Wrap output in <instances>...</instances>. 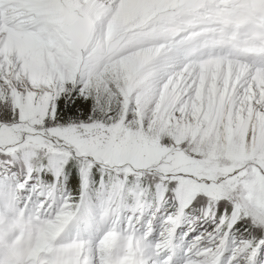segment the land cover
I'll return each mask as SVG.
<instances>
[{
  "label": "snow or ice",
  "instance_id": "obj_1",
  "mask_svg": "<svg viewBox=\"0 0 264 264\" xmlns=\"http://www.w3.org/2000/svg\"><path fill=\"white\" fill-rule=\"evenodd\" d=\"M0 264H264V0H0Z\"/></svg>",
  "mask_w": 264,
  "mask_h": 264
}]
</instances>
